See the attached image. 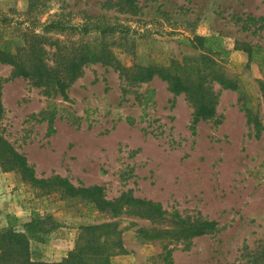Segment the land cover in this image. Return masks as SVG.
I'll list each match as a JSON object with an SVG mask.
<instances>
[{
    "label": "rangeland",
    "instance_id": "1",
    "mask_svg": "<svg viewBox=\"0 0 264 264\" xmlns=\"http://www.w3.org/2000/svg\"><path fill=\"white\" fill-rule=\"evenodd\" d=\"M136 3L139 11L131 15L119 9L117 0H0V50L17 54L38 36L47 65L55 68L59 54L70 52L73 43L95 47L106 31L105 43L130 77L136 67L166 68L172 61L204 65L203 53L182 40L215 36L231 54L211 56L213 68L236 82L237 90L224 93L216 82L206 84L217 95L213 119L191 124L185 97H174L156 76L137 84L125 81L113 66L88 64L64 100L51 88L13 78L12 68L0 64V134L26 158L37 179L58 176L76 187L99 183L108 200L129 191L169 214L215 222L216 231L189 241L166 235L148 239L149 231L167 225L126 212L110 220L88 201L59 189L42 190L17 170L4 171L6 158L0 160V209L19 210L20 219L7 214L19 227L34 218L43 223V229L28 235L32 259L42 246L59 249L58 231L41 232L50 225L75 229V243L80 227L113 221L125 254L110 264H165L167 250L171 264H264V61L248 62L246 53L232 51L238 42L264 55V0ZM51 22L60 27L47 28ZM222 98L226 105L218 108ZM228 115L249 118V132L242 137L222 133L216 122ZM117 128L129 141L114 136ZM46 218L50 221L44 225ZM0 220L2 231L7 224Z\"/></svg>",
    "mask_w": 264,
    "mask_h": 264
},
{
    "label": "trees",
    "instance_id": "2",
    "mask_svg": "<svg viewBox=\"0 0 264 264\" xmlns=\"http://www.w3.org/2000/svg\"><path fill=\"white\" fill-rule=\"evenodd\" d=\"M117 5L121 11L131 15H135L139 11L136 0H117ZM59 27L60 25L56 22H51L47 26L50 29ZM83 31L88 32L86 29ZM105 32L101 33V41L95 47L86 43H80L78 47H75L73 43L70 52L59 54L55 68H50L47 65L46 59H44V50L40 47L43 38L38 36L34 37V43L31 46L27 49L22 48L17 54H9L0 50V64L9 65L12 68L11 76L13 78L30 80L37 88H51L64 100L67 99L66 90L81 76L83 67L88 64L99 63L104 66H113L125 81L137 84L148 83L156 76L167 84L168 92L174 97L179 95L185 97L186 102L192 109V124L199 120L207 121L215 117L217 95L211 91L206 85L207 83L216 82L224 90H237L236 82L223 77L219 71L213 68L214 62L210 60V57L215 55L227 59L231 54V51L225 48L222 40L218 37L194 35L191 38L182 40L185 46L203 53L201 62L205 63L204 65H182L172 61L169 67L166 68L136 67L137 72L129 77L127 70L119 66L105 43ZM66 48L62 46V49ZM232 51L246 53L248 62L257 59H263L264 61V55L259 48L236 42ZM206 61H209L211 65L207 64ZM260 89L264 101V84H260ZM2 111L0 100V118ZM250 121L248 118L247 122ZM216 124H219V122H216ZM253 126H258L257 122H254ZM3 158H6V164L8 165L6 167V164L2 162L4 171L17 170L20 172L22 179L28 180L42 190L59 189L69 198L88 201L94 205L99 213L107 215L110 220L126 212L157 225H167L165 228L149 231L150 236L147 237L148 239H155L158 235H166L169 240L189 241L193 238L210 235L216 231L217 224L215 222L204 220L200 216L193 219L190 217L183 218L177 212L169 214L163 210L159 203L134 198L129 191L120 194L116 199L108 200L105 198L101 186L76 187L67 179L58 176L37 179L26 158L16 152L0 134V160ZM44 220V225L50 221L49 218ZM38 221L40 219L34 218L26 226L19 227L15 217L6 216L7 227L0 231V264H110L111 258L125 254L121 231L118 224L112 221L80 227L72 250L60 261H33L30 257L28 235L43 229V223H38ZM54 227L50 225L48 230L41 232L48 233ZM169 257L170 251L167 250L164 257L165 264H171Z\"/></svg>",
    "mask_w": 264,
    "mask_h": 264
},
{
    "label": "crops",
    "instance_id": "3",
    "mask_svg": "<svg viewBox=\"0 0 264 264\" xmlns=\"http://www.w3.org/2000/svg\"><path fill=\"white\" fill-rule=\"evenodd\" d=\"M230 92H231L230 90H225L224 91V93H230ZM225 105H226V102L224 101V99L223 98L220 99V102L218 103V108L220 106L223 107ZM216 112H217V109L215 110V113ZM189 118H191V124H192V109H191V115L189 116ZM205 122L206 121L199 120L198 122H196L194 124V126L195 125H198L200 123H205ZM218 128H220V130L222 131V133H224L226 136H229V137H242L243 134L249 132L248 131L249 130L248 122H247V119L244 116L241 119L238 116L228 115V116L224 117V119L222 120V122L219 123ZM178 129H179V126H178ZM114 136L117 137V138H119V141L121 143L122 142L129 141V138H130V137L124 136V134L122 132V129L119 130L118 128H117L116 131H114ZM144 140L145 139H142V144L139 145L135 149H139V151H142V147L145 144ZM108 142H109V140H108ZM131 144H132V142H131ZM189 161H192V159H190ZM1 175H4L5 177H7V175L6 174H3V173ZM94 185L99 186L100 184L99 183H94ZM18 211L19 210L14 211V212H9L7 209L5 211H1V209H0V217H2V224L6 226V224H5L6 221L5 220H6V215L7 214H12L15 217H17L18 219H20V217H22V216H20L21 214ZM25 217L26 216H24V218ZM52 219H53V221H57L54 218H52ZM26 222H28V220ZM56 231H58V233L60 235H62V237L60 238V240L57 239V242H59V244L57 243L56 246L59 247V249L53 250V249H50L51 247L49 248V247L42 246V247H40V249H43V251H41L40 253H38L37 256L35 257V259H32V257H31V259L33 261H38V262L39 261H42V262H58L63 257L66 256L67 252H69L70 250H72L73 244H74L73 237L75 238L74 234H75L76 230L75 229H65V228H62L60 226L56 230H51L52 233L51 232L50 233L51 234H54ZM62 249H64L65 251H64V253L61 254L60 251ZM30 254H31V252H30Z\"/></svg>",
    "mask_w": 264,
    "mask_h": 264
}]
</instances>
